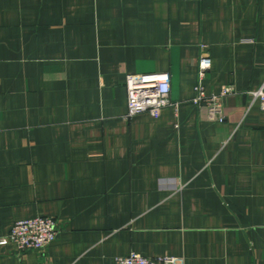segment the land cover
Listing matches in <instances>:
<instances>
[{
	"label": "crops",
	"instance_id": "obj_1",
	"mask_svg": "<svg viewBox=\"0 0 264 264\" xmlns=\"http://www.w3.org/2000/svg\"><path fill=\"white\" fill-rule=\"evenodd\" d=\"M226 120L191 102L198 62ZM170 74L159 118L126 78ZM264 0H0V239L54 218L0 264H264Z\"/></svg>",
	"mask_w": 264,
	"mask_h": 264
},
{
	"label": "built area",
	"instance_id": "obj_2",
	"mask_svg": "<svg viewBox=\"0 0 264 264\" xmlns=\"http://www.w3.org/2000/svg\"><path fill=\"white\" fill-rule=\"evenodd\" d=\"M212 69L209 56H202L198 62V81L194 88L195 95L191 102L205 107L209 119L216 122L226 120L224 101L235 93L233 85L223 86L219 93H209L205 86L207 74ZM128 111L127 118L148 114L159 118L164 109L178 107L179 103L171 100L170 74L141 75L131 74L126 78ZM261 103L264 111V90L250 93ZM60 232L59 223L50 217H37L15 222L10 234L0 239L1 245H14L20 252L44 251L53 244ZM116 264H184L173 257L147 258L132 252L129 256L118 258Z\"/></svg>",
	"mask_w": 264,
	"mask_h": 264
}]
</instances>
